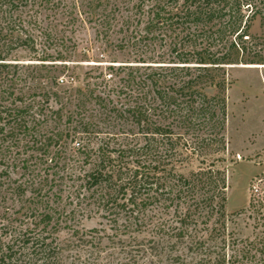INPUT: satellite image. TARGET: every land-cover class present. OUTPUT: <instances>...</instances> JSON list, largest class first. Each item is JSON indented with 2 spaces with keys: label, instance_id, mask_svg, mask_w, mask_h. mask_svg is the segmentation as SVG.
<instances>
[{
  "label": "trees",
  "instance_id": "obj_1",
  "mask_svg": "<svg viewBox=\"0 0 264 264\" xmlns=\"http://www.w3.org/2000/svg\"><path fill=\"white\" fill-rule=\"evenodd\" d=\"M27 2L0 0V162H13L12 147L23 140L44 149L57 145L71 208L39 198L27 214L14 216L3 207L8 193L25 195L24 185L4 186L1 176L9 175L1 171L0 264H62L75 241L92 249L101 231L127 264L264 262L258 257L264 237L241 247L227 239V170L218 166L227 146L228 69L264 64L250 33L254 20L264 21V0H139L136 10L147 9L144 27L123 40L136 50L133 62L110 66L92 87L72 88L53 74L42 102L23 97L48 58L34 57L35 77L12 58L26 39L13 13ZM157 43L166 50L156 52ZM25 82L26 92L19 86ZM51 98L56 110L44 106ZM67 107L64 129L43 130L49 117L43 109L61 119ZM92 213L108 229H92L86 238L75 221ZM63 229L74 242L59 240Z\"/></svg>",
  "mask_w": 264,
  "mask_h": 264
},
{
  "label": "rangeland",
  "instance_id": "obj_2",
  "mask_svg": "<svg viewBox=\"0 0 264 264\" xmlns=\"http://www.w3.org/2000/svg\"><path fill=\"white\" fill-rule=\"evenodd\" d=\"M138 2L139 0H28L25 6L13 13L20 18L24 27L25 34H20L19 37L21 40L26 39L12 51V58L16 57L24 67L21 71H25V75L29 77L36 76L32 72V66L40 64L34 57L45 56L48 59L44 62L46 67L37 72V79L31 83L33 90L23 100L42 102V87L53 74L60 76L65 84L67 81L72 82V88H85L88 84L92 87L91 84L101 82L110 66L133 62L136 50L123 40L134 36L144 27L147 9L139 13L135 8ZM227 19L225 17L223 21ZM216 29L217 27H213L211 31ZM250 33L255 37L253 41L264 57V21L261 23L258 19L254 20ZM32 47L34 51L31 50ZM157 48L156 52L166 50L164 43H157ZM51 64L56 65L50 66ZM64 66V73L59 75L56 69ZM228 80L225 127L227 146L225 161L218 166L227 170V239H234L241 247L246 242L258 241L264 237V64L229 68ZM19 86L26 92L29 83H21ZM102 89L103 87L98 91ZM45 104V108L48 105L52 110L59 108L53 98ZM44 112L49 117L41 125L43 130L65 128L68 107L62 111L61 119L51 117L45 109L41 113ZM39 116L41 115H37L36 119ZM28 119L31 120L30 117ZM34 138L30 139L29 135L24 137L25 140ZM32 142L23 145V140L18 148L14 144L12 154H9L14 161L7 165L0 162V172L4 171L9 175V178L5 174L1 176L4 186L10 182L13 186L22 184L25 189L23 196L8 193L3 209L17 212L14 216L19 218L37 204L36 200L42 198L48 199L54 207L65 206L69 210L71 207L66 200L69 180L67 169L62 164L63 155L57 151V145L44 149L39 145H32ZM195 166L197 162L191 167ZM253 186L259 189L256 196L252 193ZM105 224L99 214H79L75 228L88 238L90 235L87 232L92 229H108ZM100 234L102 241L92 249L80 246L75 241L70 252L64 253L62 264H127L120 247L111 243L102 231ZM58 238L63 244L67 241L74 242L68 229L61 230ZM87 250H92V254ZM227 253H231L229 249ZM260 254L258 257L264 260V253ZM250 264L264 262L253 260Z\"/></svg>",
  "mask_w": 264,
  "mask_h": 264
},
{
  "label": "built area",
  "instance_id": "obj_3",
  "mask_svg": "<svg viewBox=\"0 0 264 264\" xmlns=\"http://www.w3.org/2000/svg\"><path fill=\"white\" fill-rule=\"evenodd\" d=\"M252 193H253L255 196L258 195V193H259V189H258L257 186H253V187H252Z\"/></svg>",
  "mask_w": 264,
  "mask_h": 264
}]
</instances>
